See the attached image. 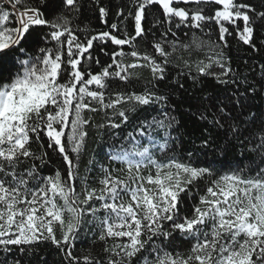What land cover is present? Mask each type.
Returning <instances> with one entry per match:
<instances>
[{
    "label": "snow or ice",
    "instance_id": "6c2138e0",
    "mask_svg": "<svg viewBox=\"0 0 264 264\" xmlns=\"http://www.w3.org/2000/svg\"><path fill=\"white\" fill-rule=\"evenodd\" d=\"M122 4L111 23L112 10L99 7L105 30L86 26L81 39L73 13L83 0H55V16L46 15L53 0H0V264H29L48 243L65 264H264V111L252 110L257 87L228 55L233 36L257 50L264 0ZM205 50L207 62L191 59ZM173 56L194 84L211 76L221 86L198 101L206 126L195 151L178 152L171 94L157 86ZM139 68L151 79L130 90ZM220 149L240 150L241 159L224 166ZM94 171L99 187L89 183ZM82 233L102 255L74 254ZM178 241L190 247L177 251Z\"/></svg>",
    "mask_w": 264,
    "mask_h": 264
},
{
    "label": "trees",
    "instance_id": "16d2710c",
    "mask_svg": "<svg viewBox=\"0 0 264 264\" xmlns=\"http://www.w3.org/2000/svg\"><path fill=\"white\" fill-rule=\"evenodd\" d=\"M118 4L123 6L122 0H99V3H95L94 0H83V7L79 14L73 13V15L77 16V18L73 20V26L76 28L77 34L81 35V39L84 38L81 30L86 26L89 29V34H95V32L105 30V25L102 23L99 16V7L103 6L112 10L111 16L109 18V23H111L113 22L116 5ZM180 6L183 7L185 5ZM189 7L194 8L196 5H189ZM59 12L60 9L55 7V0H53V10L51 13H46V15L55 16L59 14ZM65 14L68 15L69 13L66 12ZM125 23L129 33L131 34V19ZM160 31H163V29ZM187 31V29H182L177 33V35L181 36L182 39L187 40L188 37H184L183 35V33ZM197 34L199 35L198 32ZM190 36L191 33L189 32V37ZM205 38L207 39V37ZM211 38L213 40H218V35L216 34L215 28H213V34ZM228 39L230 44L228 55L231 57L233 68L237 69L241 73V79H243V77H247L249 83L255 84L257 87V92L251 99L252 110L255 112L264 111V87H261L262 73L260 72L259 68L261 64H264V35L256 36L255 42L257 50H254L249 45H245L243 42L238 41L235 36L229 37ZM149 51H151V49H149ZM95 55L100 57L102 63L110 62L107 56L99 53L98 51L95 53ZM183 57L184 59H189L186 52L183 54ZM172 59L174 63L168 68V79L164 82H159L157 86L159 88V94H171L170 104L173 106L171 115H174L179 121V125H177V127L180 129L178 133L174 132L173 135L183 136V140H180L177 145L178 152H183L185 149L195 151L200 146V141L196 139V136L199 135L198 130L206 126L204 121L197 119V116L199 115L197 113L198 101H201L208 96L216 95L221 86L218 85L211 76L203 77L194 84L191 75L184 74L187 73L188 70L183 69V71H181L182 65L177 66L180 62L176 60L175 56H173ZM191 59H201L206 61V50L194 53ZM93 71H99V68L95 67ZM136 71L140 73V84L133 86V88L130 90L142 91L141 85L146 80L151 79V74L146 68H139L136 69ZM192 71L193 74H195L194 68ZM212 71L218 72L219 69L213 67ZM178 72H181L179 83H177ZM180 84H183V88L180 87ZM152 114L155 113L153 112ZM97 121L100 122V117H97ZM209 130L212 131L211 129ZM220 143L223 147L225 142L221 140ZM89 149L90 151H94L97 154V159L100 162L104 161L103 150L97 147V145L92 141L89 142ZM239 152L240 150H235L225 153L222 151V149H220L216 150V155L224 162V166L235 165L241 159ZM87 159V156L82 159V174L84 172ZM207 159H213L211 150L209 151ZM256 162H259V158H257ZM54 163L55 167H60L61 171H63L58 161ZM242 166L251 167L253 164L252 161L245 160ZM116 167H119V165H116ZM227 170V167H225V171ZM45 174H50V172L46 170ZM89 183L93 187H99L97 172L94 171L92 174H90ZM93 241L94 237L91 235V233L88 235H84L82 233L80 239L76 241L74 254L86 255L89 253V251H91L93 256L102 255L103 253L101 244L99 242L94 244ZM177 243L180 245V247L177 248V251L183 252L190 247V243L186 241H178ZM169 251H171V249H169ZM29 264H65V261L63 254L54 245L48 243L37 248L33 256L29 259Z\"/></svg>",
    "mask_w": 264,
    "mask_h": 264
}]
</instances>
